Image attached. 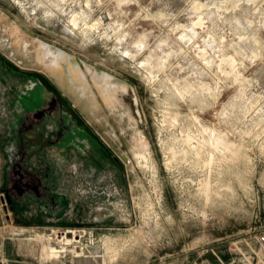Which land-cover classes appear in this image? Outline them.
<instances>
[{
	"label": "rangeland",
	"instance_id": "1",
	"mask_svg": "<svg viewBox=\"0 0 264 264\" xmlns=\"http://www.w3.org/2000/svg\"><path fill=\"white\" fill-rule=\"evenodd\" d=\"M48 50L61 53L58 66ZM2 56L59 88L76 87L65 70L75 71L80 113L112 154L84 130L64 139L80 138V155L59 154L64 140L29 129L44 89L31 90L34 78ZM183 126L215 131L218 153L192 152ZM139 131L151 151L142 166ZM28 145L37 151L23 157ZM4 146L0 234L15 240L0 264L226 263L264 231V0H0V153ZM19 178L41 187L57 178L54 195L70 201L50 216L32 203L10 207L4 188ZM42 235L57 257L43 256ZM19 242L30 248L12 256Z\"/></svg>",
	"mask_w": 264,
	"mask_h": 264
},
{
	"label": "crops",
	"instance_id": "2",
	"mask_svg": "<svg viewBox=\"0 0 264 264\" xmlns=\"http://www.w3.org/2000/svg\"><path fill=\"white\" fill-rule=\"evenodd\" d=\"M61 53L58 52V54L53 53L52 51L48 50L46 52V55L48 57H51V64L58 66L59 63L62 61L61 58ZM61 59V61H60ZM69 62H71V60H68ZM74 65V63H73ZM67 70L66 73L68 74V77L70 79L71 84L72 83H76V87H74L73 85H66L65 83L63 84V88L61 87V90L63 91V93L71 100V102L73 103V105L75 106V108L77 110H79L80 112V77L77 76V73L75 71H72L70 68H66ZM76 69V67H75ZM77 71V70H76ZM76 75V76H75ZM32 123V122H30ZM90 123V121H89ZM44 135V134H43ZM64 140V139H63ZM73 140V139H72ZM71 139H66V141L64 140L62 143H60L61 145L65 146L66 149H62V152H59V154H67V155H73L74 153L79 154L80 155V138H76L74 141H72ZM49 143H51L50 141H48ZM4 153H0V154H5L7 155V149L4 146L3 148ZM36 146L35 145H28L27 148H23L22 151H20L21 155H23V157H25L28 154H35L36 152ZM44 151H46V154H54V151L56 152V150L53 147H48L46 150L44 149ZM32 162V161H31ZM33 165H36L35 163ZM61 166V167H60ZM43 167H45L43 165ZM49 168H52L51 166H48ZM58 169L61 170L62 168V163H59L57 165ZM57 167L54 168L55 170H57ZM10 164L9 162H6V164L4 165L3 168V172H2V182H7L8 181V177L10 176L9 172H10ZM47 168V167H45ZM36 169H38L36 167ZM43 170V168H41ZM29 170H33L32 166L29 168ZM56 179H53V181L48 180V184H45V187H41L38 185V194L37 192L34 191V193L31 194H26L25 196L21 197L18 196L17 198L14 199V203H15V208L19 207V205H23V204H34L35 206V212L37 213H42L45 214L46 216H50L53 215L52 213L55 212H61V210H64L63 208L65 207L64 205L68 204V202L70 201V197L69 194H61V195H54V189L57 188L58 186V182H56ZM47 188L49 189V193L47 192ZM29 201V202H28ZM26 206V205H25ZM24 207V206H23ZM32 206L29 207V210H31ZM16 210V209H15ZM60 210V211H59ZM77 213H80V203L77 205ZM42 220H34V222L36 223H40ZM33 223V224H36ZM12 240H15L14 238H10V237H6L4 234H0V251L2 252V256L5 257V255H7V253L10 251V248L8 249L7 244L11 243ZM19 240H22V238H19ZM18 250L14 251V243H13V250H12V256H14V253L16 252V254H18V251H21L22 249H29L30 245L25 244V246H23V244L21 242H19L18 244ZM14 252V253H13ZM9 256V255H7ZM11 262H19L16 259H9Z\"/></svg>",
	"mask_w": 264,
	"mask_h": 264
},
{
	"label": "flooded vegetation",
	"instance_id": "3",
	"mask_svg": "<svg viewBox=\"0 0 264 264\" xmlns=\"http://www.w3.org/2000/svg\"><path fill=\"white\" fill-rule=\"evenodd\" d=\"M68 60H71L70 57H68ZM104 75L107 76L109 74L104 73ZM50 80L52 81V83H54V81L51 78ZM36 85H41L43 87L44 94L40 96L41 102L39 106L34 107V112L31 121L32 123H29L28 126L29 129H31L32 127L33 128L37 127V130L41 134L51 135L50 142H58V143L63 141V139H65L69 131L71 132L73 130H76V132H78L79 130H81L74 122L71 121L70 115L64 110L63 105L59 102L58 98L54 95V93L48 91L40 83L38 79L34 78V82H32L30 86L31 90L34 89ZM54 85L60 90V92L62 91L61 88H59L55 83ZM63 95L71 102V100L64 93ZM88 136L91 138L90 135ZM4 189L7 195V200L9 195L10 199L12 200V204H14L15 198H17L18 196H22L27 192L31 194V192L35 191L38 194V188L37 186L34 185L32 180L24 181L23 178H19L16 180L13 179V185ZM47 192L49 193L48 188H47ZM12 204H10V207L12 206Z\"/></svg>",
	"mask_w": 264,
	"mask_h": 264
},
{
	"label": "bare ground",
	"instance_id": "4",
	"mask_svg": "<svg viewBox=\"0 0 264 264\" xmlns=\"http://www.w3.org/2000/svg\"><path fill=\"white\" fill-rule=\"evenodd\" d=\"M78 17L79 16L77 14L73 15V23L74 24H77ZM167 118L170 120L169 123L172 126H179L180 123H179L177 117H172V118L167 117ZM181 133H182V137H181L180 141L184 144L191 146L192 147L191 151L194 152L195 154L197 153L198 156L201 155V153H202L203 149H205V147L209 148L210 153L212 155H216L218 152L216 153L215 150L217 147H221V143L223 141L222 137H218L217 134L215 133V131H214V133H209L208 136H205V134L203 132H199V135H198V134H195L193 132L191 127L187 128V127L183 126ZM135 139L137 140L138 145L140 147H142L143 149H145V153H143V154L138 152V157L140 158L139 164L142 166L144 162L148 161V155L151 154L150 142L148 141L147 137L142 133V131H139L135 135ZM215 146H216V148H215ZM226 147L230 149L232 147V145L226 144ZM183 151H184L186 156H188L191 152L190 150H188V148H186V149L184 148ZM47 240H50V238L46 237L45 235L39 236V241L41 243H43V246H44L43 256L46 258L57 257L58 251L55 248L47 246L45 244V241H47ZM60 241L64 242V243H70L71 242V240L68 239V237L66 235H64Z\"/></svg>",
	"mask_w": 264,
	"mask_h": 264
},
{
	"label": "water",
	"instance_id": "5",
	"mask_svg": "<svg viewBox=\"0 0 264 264\" xmlns=\"http://www.w3.org/2000/svg\"><path fill=\"white\" fill-rule=\"evenodd\" d=\"M2 59L4 60L5 64L14 71L21 72L28 77H34L38 79L48 91L54 93V95L58 98L59 102L63 105L64 110L70 115L71 121L74 122L81 130H84L88 135H90L91 138L94 139L100 146H102L108 153L112 154L102 138L91 128L80 112L75 109L73 103L64 97L62 91L60 92V90L54 85V83H52L48 76L42 72L23 70L14 63L6 60L3 56ZM8 202L9 204H12V200L10 199L9 195Z\"/></svg>",
	"mask_w": 264,
	"mask_h": 264
},
{
	"label": "built area",
	"instance_id": "6",
	"mask_svg": "<svg viewBox=\"0 0 264 264\" xmlns=\"http://www.w3.org/2000/svg\"><path fill=\"white\" fill-rule=\"evenodd\" d=\"M71 230H75L76 232L80 231L79 228ZM249 239L250 241H246L248 249L246 251H242L240 248L237 251L235 248L232 249V253L237 256L231 258L224 264H264V231H257L253 238Z\"/></svg>",
	"mask_w": 264,
	"mask_h": 264
}]
</instances>
